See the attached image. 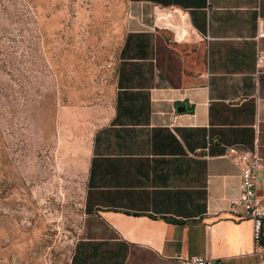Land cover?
<instances>
[{
	"label": "crops",
	"instance_id": "obj_1",
	"mask_svg": "<svg viewBox=\"0 0 264 264\" xmlns=\"http://www.w3.org/2000/svg\"><path fill=\"white\" fill-rule=\"evenodd\" d=\"M263 0H126L110 94L85 147L82 218L67 264H257L225 147L260 159ZM182 102L184 109L175 110Z\"/></svg>",
	"mask_w": 264,
	"mask_h": 264
},
{
	"label": "rangeland",
	"instance_id": "obj_2",
	"mask_svg": "<svg viewBox=\"0 0 264 264\" xmlns=\"http://www.w3.org/2000/svg\"><path fill=\"white\" fill-rule=\"evenodd\" d=\"M126 0H0V264H67Z\"/></svg>",
	"mask_w": 264,
	"mask_h": 264
},
{
	"label": "built area",
	"instance_id": "obj_3",
	"mask_svg": "<svg viewBox=\"0 0 264 264\" xmlns=\"http://www.w3.org/2000/svg\"><path fill=\"white\" fill-rule=\"evenodd\" d=\"M260 26L253 38L257 43L253 57L255 71L264 72V0L259 17ZM225 156L236 167L238 173V193L234 204L239 206L242 214L250 221L251 251L257 256V264H264V204L256 199V171L260 167V159L255 151H245L237 146L225 147ZM172 264H219L218 260L201 255L187 257L176 256Z\"/></svg>",
	"mask_w": 264,
	"mask_h": 264
},
{
	"label": "water",
	"instance_id": "obj_4",
	"mask_svg": "<svg viewBox=\"0 0 264 264\" xmlns=\"http://www.w3.org/2000/svg\"><path fill=\"white\" fill-rule=\"evenodd\" d=\"M184 109V104L182 103V102H177L176 104H175V110L176 111H181V110H183Z\"/></svg>",
	"mask_w": 264,
	"mask_h": 264
}]
</instances>
